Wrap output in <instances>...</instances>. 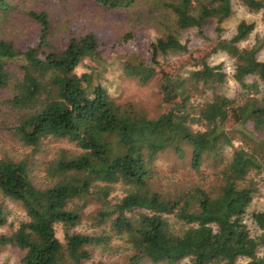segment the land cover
Listing matches in <instances>:
<instances>
[{"label":"trees","instance_id":"obj_1","mask_svg":"<svg viewBox=\"0 0 264 264\" xmlns=\"http://www.w3.org/2000/svg\"><path fill=\"white\" fill-rule=\"evenodd\" d=\"M93 1L107 11L133 12L135 21L156 20L161 33L150 43L148 60L114 63L93 31L74 29L53 40L46 12H30L41 25L38 40L16 45L0 37V93L6 92L0 129L34 150L52 138L75 144L55 150L41 184L30 156H0V195L20 202L28 215L0 235V248L22 250L18 264H117L93 263L88 249L111 242L114 234L127 243L125 264H238L242 258L264 264V210L251 213L258 234L245 222L264 188V60L258 56L264 34L243 46L256 28L243 19L224 36L235 2L261 14L264 23V0H145L147 8L143 0ZM11 8L10 0H0V17ZM210 24L218 36L207 58L184 62L162 78L168 106L159 116L116 101L105 72L117 68L145 82L162 60L189 51L184 31L205 35ZM220 52L233 59L232 74L223 63H210ZM230 79L241 85V96L221 91ZM167 153L200 179L185 187L162 183L155 163ZM204 166L214 182H205ZM85 217L96 233L75 229ZM6 222L0 202V224ZM59 224L64 239L57 236Z\"/></svg>","mask_w":264,"mask_h":264},{"label":"rangeland","instance_id":"obj_2","mask_svg":"<svg viewBox=\"0 0 264 264\" xmlns=\"http://www.w3.org/2000/svg\"><path fill=\"white\" fill-rule=\"evenodd\" d=\"M143 7L146 4L143 0ZM12 8L6 17H0V37L12 40L16 45H27L39 39L41 25L36 21L30 12H46L51 23V32L53 40L61 41L69 36L72 30L77 29L82 33L93 31L97 33L103 42L108 44L105 47L104 55L111 62L125 60L129 57L138 59H149L150 43L154 36L161 33L158 21L145 18L135 21L139 15L133 12L107 11L97 6L93 0H10ZM143 9H138L141 11ZM235 13L225 23L224 36L230 37L236 32L238 23L243 20L255 21L256 28L250 38L242 45H253L264 34V23L261 14L249 13L244 6L235 2ZM126 34H131V38L126 39ZM217 33L214 25L210 24L205 28V35L196 32L194 29L183 32L181 40L187 43L189 51L177 57L168 60H162L158 65L155 75L149 80L143 82L138 77H131L122 73L117 68L113 71L105 72V78L110 79L115 86L113 95L119 103L134 102L141 107L149 116L157 117L167 108V98L165 89L162 86L163 77L172 73L175 68L180 69L184 62L195 63L207 58L210 50L216 42ZM116 47H112V45ZM261 60H264V46L258 53ZM211 64L223 63L225 69L232 74L233 59L227 54L220 52L210 56ZM81 70V69H80ZM231 78V76H230ZM251 80V77L248 78ZM221 91L229 96H241L243 90L241 85L230 79ZM6 97V92L0 93V99ZM58 147L75 148L74 142L66 139H47L41 149L34 150L32 147L23 145L16 138L11 136L7 130L0 129V156L9 155L14 159H21L30 156V163L33 167V176L37 183L46 181V163L53 157ZM156 169L158 177L166 186L176 185L185 187L197 182L202 174L192 171L187 163H182L173 154H161L156 159ZM204 179L206 183L214 182L213 172L210 168L204 166ZM170 177V178H169ZM120 194V191H114L112 197ZM0 202L3 203L6 211L7 222L0 224V235L10 234L17 229L20 223L28 219V215L20 202L5 199L0 195ZM253 210H264V188L262 192L255 197L248 213L245 216V222L248 224L252 235L260 232L259 227L252 220ZM93 221L85 217L83 223L75 229L87 234L96 233L93 227ZM99 230V229H98ZM64 227L57 226V236L64 239ZM107 243V244H106ZM125 239H120L112 234L111 242H102L99 245L95 243L88 246L92 254L90 261L125 264L127 262L128 250ZM23 251L18 247L7 245L0 248V264H18ZM150 264V263H147ZM238 264H248V260L242 258Z\"/></svg>","mask_w":264,"mask_h":264}]
</instances>
